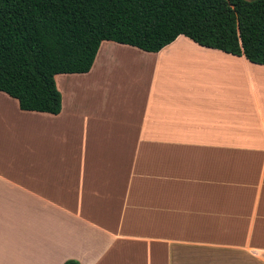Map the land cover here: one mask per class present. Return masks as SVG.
<instances>
[{"label": "crops", "instance_id": "1", "mask_svg": "<svg viewBox=\"0 0 264 264\" xmlns=\"http://www.w3.org/2000/svg\"><path fill=\"white\" fill-rule=\"evenodd\" d=\"M175 46L220 59L226 74L198 92L165 78L158 91L141 74ZM121 60L144 80L133 93ZM72 74L86 82L74 101L84 87L103 106L67 109L64 74L58 114L0 91V264L264 257V65L179 35L158 52L104 40L90 70Z\"/></svg>", "mask_w": 264, "mask_h": 264}, {"label": "trees", "instance_id": "2", "mask_svg": "<svg viewBox=\"0 0 264 264\" xmlns=\"http://www.w3.org/2000/svg\"><path fill=\"white\" fill-rule=\"evenodd\" d=\"M179 35L264 65V0H0V91L58 114L55 76L88 72L102 41L158 52Z\"/></svg>", "mask_w": 264, "mask_h": 264}, {"label": "rangeland", "instance_id": "3", "mask_svg": "<svg viewBox=\"0 0 264 264\" xmlns=\"http://www.w3.org/2000/svg\"><path fill=\"white\" fill-rule=\"evenodd\" d=\"M179 42H184L185 44L188 43L192 44L191 41H189L188 39H181ZM177 47L180 46L172 47L158 57L160 59V62H163L164 64H160V66L150 68L151 66V62H150L149 65L145 67L144 72L141 74V77L145 75H149L148 77L155 79L157 82L156 85L158 91H162L163 90L162 87H165V90H167V86H169L167 82L173 83V82H178L177 80H182L185 84L184 88L192 89L191 92H198L197 89H200L201 86L200 82L205 77L211 76L216 79L218 78L217 75L226 74L225 62H219L220 59L211 60L210 58L204 56L205 54L202 55L200 52L195 53L194 49L189 50V53H184V56H187L189 60L185 58H179V61L173 60L175 59L172 57L173 54L175 53L173 51L178 49ZM191 54L197 57L192 56ZM117 58L126 59V61L129 59L123 56H118ZM121 62L124 61L121 60ZM134 69L135 67L131 65L129 62H124L120 66V70H121L120 77L125 79V84H127L126 91L129 93H133L135 88L143 86L144 80L140 82V80L135 79ZM227 72H229V70ZM72 76L75 75L64 74L57 77V86L59 89L63 91L65 95V107L67 109H70L71 107H73V105L103 106L102 103L104 99L103 98L104 94H101V92H99L94 95V93L87 92L84 87L79 88L80 90L78 91V98L76 99L77 102H75L74 101L75 92L73 91V88L76 85H85L86 82L83 83L82 81H80L81 79L78 78L75 79L76 81H78L77 83H72L73 82ZM165 78L172 79V81L165 82L162 80ZM184 78H191V79L185 80ZM168 90L174 91V90H180V88L176 85V88L168 89ZM235 257H239V258H235ZM223 264H264V257L263 256L226 257V259H223Z\"/></svg>", "mask_w": 264, "mask_h": 264}, {"label": "bare ground", "instance_id": "4", "mask_svg": "<svg viewBox=\"0 0 264 264\" xmlns=\"http://www.w3.org/2000/svg\"><path fill=\"white\" fill-rule=\"evenodd\" d=\"M192 46V45H191ZM189 50H191V49H188L187 47H178V49H176L175 51H173V52H175L174 54H173V58H177V59H179V58H181L182 56H181V54L180 53H189ZM196 53V52H195ZM167 55H169V54H167ZM192 56H195V55H193V54H191ZM183 57H184V55H183ZM195 57H197V56H195ZM163 58V57H162ZM167 58V57H166ZM165 58V59H166ZM184 58H187V59H189L187 56H185ZM163 60V59H162Z\"/></svg>", "mask_w": 264, "mask_h": 264}]
</instances>
